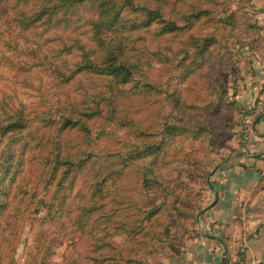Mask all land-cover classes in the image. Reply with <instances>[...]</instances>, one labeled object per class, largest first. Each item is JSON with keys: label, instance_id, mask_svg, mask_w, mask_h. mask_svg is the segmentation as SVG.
Returning a JSON list of instances; mask_svg holds the SVG:
<instances>
[{"label": "rangeland", "instance_id": "rangeland-1", "mask_svg": "<svg viewBox=\"0 0 264 264\" xmlns=\"http://www.w3.org/2000/svg\"><path fill=\"white\" fill-rule=\"evenodd\" d=\"M96 1L44 0L26 24L39 2H0V264H180L202 225L227 242L224 264H264L245 255L264 232V0H106L119 27L105 33ZM106 44L134 67L104 98ZM216 173L241 177L220 216L206 211Z\"/></svg>", "mask_w": 264, "mask_h": 264}, {"label": "trees", "instance_id": "trees-1", "mask_svg": "<svg viewBox=\"0 0 264 264\" xmlns=\"http://www.w3.org/2000/svg\"><path fill=\"white\" fill-rule=\"evenodd\" d=\"M2 1L0 0V2H2ZM30 1L39 2L41 7H40V9L38 11L35 12L34 16H31V17L25 19V24L29 20L36 19L39 15L44 14L45 11H49V9H50V7H48L45 4H43L44 0H29V2ZM23 3H25V2H23ZM124 4L133 6V3H132L131 0H124ZM96 6H97V8H98V10L100 12L99 13V20H98L99 22L98 23H99L100 26H105V27H102V29H103L102 32L105 33V32H107L109 30H115L116 31L117 28L119 27V25H118L119 11L118 10L113 11L114 13L111 16L110 12L112 11V5H110L106 0H97L96 1ZM143 6H145V5H141V9L143 8ZM16 7H19V5L16 6ZM145 8H150V7L149 6H145ZM152 10L156 14L155 15L157 17L156 18V22H165V18L163 16V12L160 11L159 8L152 9ZM195 17H197V16H195ZM158 20H161V21H158ZM146 25H150V24L148 23ZM164 28L166 30H168V31H174V30H177V29H181L182 27L177 26V24H175L174 21L169 20V24L165 25ZM189 40H190V42H189ZM204 40L209 41L208 46L213 44V40L211 38L205 37ZM197 42H198L197 38H195L194 40L192 38H189L186 41L187 44L184 45L185 49L181 50V51L188 55L189 54L188 47L192 46V48L195 49L197 47ZM205 43L207 45V42H205ZM94 51H95L94 49L91 50V52H94ZM116 53L117 52H115L114 50H111L110 45L106 44L105 50H104V54L102 56L101 64L97 68L98 71L104 73L105 75L110 76L112 81H113V83H115V85H114L115 87H112L111 84H108L109 87H108L107 92L109 91V93H107V94L105 93L106 95L103 96L104 98L105 97H109L111 95H115L114 90L115 91L117 90V89H115L117 87V85L119 87L120 85H123V84H125L127 82L129 83L131 81V78H132L131 76H132L133 67H134L133 64L128 62L125 58L119 57V58H122V59H124L125 61H127L129 63V65L127 67L126 62L122 61V60H119L118 59V55ZM84 55L86 56V52L85 51H84ZM116 62H118V64ZM176 62H177L176 66H178V62H179L178 59H176ZM78 65H79V69L80 68H84L85 67V59H81L79 61ZM101 66H103L102 69L100 68ZM55 75L57 77L63 76L60 71H56ZM167 96L169 98V102L168 103H169L170 112H171V114L173 115V118H174L175 115H177V114L173 113V107H175L177 111H181L182 109H180V108H182V104H181V106L178 105L179 100H178L176 94H173L172 92H170V93L167 94ZM179 120H181V118ZM48 122H49V120H45L43 123H44L45 126H48L49 125ZM55 122L57 124V121H55ZM165 122L166 121H164V123H163V128L164 129L165 128H169L170 130L175 131V129L180 128L179 125H174L175 126L174 127L173 125L166 124ZM1 126H5V125L1 124V121H0V127ZM59 148L60 147H59V143H58L57 139H54L52 141V147L48 151V155H50L52 157V159L54 160V165L52 166V169L50 170L51 174H54L55 169H56V164H57V162L59 160ZM6 165L9 166V164H6ZM14 179H15V177L13 178V181H14ZM144 184L146 185V184H148V182H145ZM127 232H132V231L129 230ZM124 264H145V261L143 259H136L135 257L130 256V257H127V259L124 261Z\"/></svg>", "mask_w": 264, "mask_h": 264}, {"label": "crops", "instance_id": "crops-1", "mask_svg": "<svg viewBox=\"0 0 264 264\" xmlns=\"http://www.w3.org/2000/svg\"><path fill=\"white\" fill-rule=\"evenodd\" d=\"M258 130L260 135L261 134L260 127H258ZM249 160H250L249 162L252 164H256V165L263 164L262 162L256 159H249ZM238 162H239L238 164H241L242 162L241 159ZM249 173L250 174L245 177L246 178L245 186L248 189H252V188L254 189V187H256L258 184V178H259L257 174L258 172L251 170ZM213 179L215 180L213 182H216L218 188L221 189L220 192L218 193V195L221 197L220 198L217 197L214 203L211 204V206L208 207L206 211L210 210L212 213H214V215L220 216L222 213L219 212L220 207L219 208L217 207L220 205L221 201H223L222 199L224 197H227L229 200H232V198H230L229 195L233 194L235 199L234 201L238 200L239 197L238 185L241 183V177L239 175H234V174L216 173L213 176ZM216 184L212 183L211 187L215 189ZM226 189L229 190L228 193H226ZM259 211L261 210L259 209ZM243 226H245L247 230L251 228V225H243ZM200 227L207 231L203 232L202 237H197L192 240V247L188 252H186L184 259L180 260V264H224L223 257L225 258L226 261H228L230 256L227 251V245H226L227 242L219 241V239L216 238L215 235L212 234L209 230L211 227L216 228V225H202ZM234 227L235 225L230 224L224 226V228L221 227L222 228L221 230L224 231L225 236H228V234L233 230ZM245 255L247 260H249L250 262L264 259V232H262L259 236H257L252 244L247 246V249L245 250Z\"/></svg>", "mask_w": 264, "mask_h": 264}]
</instances>
